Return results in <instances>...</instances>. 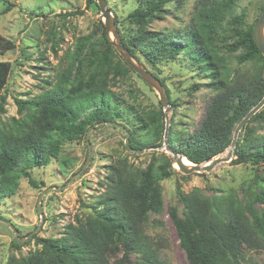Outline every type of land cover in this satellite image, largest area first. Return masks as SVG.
I'll return each instance as SVG.
<instances>
[{
  "label": "rangeland",
  "instance_id": "rangeland-1",
  "mask_svg": "<svg viewBox=\"0 0 264 264\" xmlns=\"http://www.w3.org/2000/svg\"><path fill=\"white\" fill-rule=\"evenodd\" d=\"M105 2L123 41L145 31L167 33L184 28L193 18L196 0H171L164 6L165 13L139 25L132 24L127 17L138 8L141 0ZM263 8L264 0H236L231 12L221 20L213 42L216 62L222 73L219 85H214V81L200 71L201 67L192 65L185 55L161 59L154 64L139 51L132 55L140 66L165 86L167 100L172 107L167 118L172 121L174 131L195 129L206 105L223 85L231 86L235 80L255 75L264 80L260 58L239 61L245 54V47L243 37L237 31L253 28ZM77 11L81 13L74 14ZM240 16L243 22L235 23ZM103 32L106 34L104 19L95 0H0V36L14 45L0 55V61L10 65L6 84L0 89V132L12 130L16 122L27 121L34 109L30 103L55 87L60 72L71 69L73 77L81 62V76L86 80L93 69L91 59L94 54L98 55L106 48ZM85 36H89V44L79 56L76 50L78 40ZM108 36L113 40L111 33ZM112 48L113 53L107 54L105 68L98 77L106 74L105 90L117 98L118 115L110 121L87 126L86 133L91 130L88 135L89 158L85 133L65 142L58 156L50 158L45 166L32 167L30 158L21 161L16 171L26 170L42 185L32 187L20 173L14 194L0 199V264H11L13 258L25 257L40 249L35 238H58L65 225L74 222L76 217L91 214V209L82 207L81 203L90 205L98 200L112 176L110 169L118 159H127L139 168L151 165L154 171L165 163L166 158L172 161V156L161 147H139L135 151L126 148L125 132L128 142L134 130L133 138L144 134L139 129L138 118L160 110L165 116V109L156 90L149 87ZM118 63L125 68V75L113 71ZM214 67L217 69L215 64ZM92 109L91 106L83 110L76 122ZM258 113L262 116L264 107ZM247 128L255 135L264 134V117L251 120ZM227 150L218 157L226 156ZM172 168L175 171L171 176L159 182L162 210L159 214L150 215L143 227V236L162 264H189L168 215V208L174 206L179 217L186 219L177 188L184 193L198 188L208 198L235 192L245 203L252 190L264 188V164L233 165L230 161L218 164L210 172L189 175L179 172L174 164ZM42 193L41 218L37 207ZM8 225L18 231L19 240L32 232L34 234L15 244V234ZM244 256L243 261L247 264H264V250L248 251Z\"/></svg>",
  "mask_w": 264,
  "mask_h": 264
},
{
  "label": "trees",
  "instance_id": "trees-1",
  "mask_svg": "<svg viewBox=\"0 0 264 264\" xmlns=\"http://www.w3.org/2000/svg\"><path fill=\"white\" fill-rule=\"evenodd\" d=\"M170 1L141 0L127 19L136 25L147 23L165 13L164 6ZM235 3L236 0H196L193 18L184 28L167 33L145 31L121 42L131 55L139 51L152 64L185 55L192 65L201 67L200 71L214 85H219L222 73L216 62L214 36ZM237 19L235 23L243 22L241 16ZM252 29L237 30L245 47L239 61L260 58L264 67ZM103 41L106 48L94 54L93 69L86 80L81 76V62L73 77L71 69L60 72L55 87L30 103L34 109L28 120L16 122L12 130L0 132V199L14 194L20 173L32 187L42 185L26 170L16 171L23 159L30 158L32 167L45 166L50 158L58 156L65 142L83 136L88 125L110 121L118 115L117 98L105 90L106 74L98 77L105 68L107 54L113 53L105 32ZM88 44L89 36L79 38L76 47L79 56ZM13 47L11 41L0 36V55ZM122 67L118 63L113 71L125 75ZM9 73V63L0 61V89L5 86ZM263 97L264 80L260 75L235 80L231 86L223 85L210 99L199 125L192 131L176 132L169 121L170 148L193 164H202L220 155L230 146L237 124ZM91 106L93 109L87 116L76 122L78 115ZM259 117L264 114L257 112L239 132L231 160L233 165L264 164V134L247 131L248 123ZM138 121L144 134L133 138L136 130L132 132L130 149L162 147L165 132L162 110L150 112ZM110 170L112 176L98 200L90 205L81 203L82 207L91 209V214L76 217L63 227L58 238H35L40 249L25 257L13 258L11 264H162L146 243L143 227L152 213L159 214L162 210L159 182L175 171L171 159L166 158L155 171L151 165L139 168L127 159H118ZM176 193L186 211V219L179 217L174 206L168 208V215L189 264H247L243 261L245 253L264 250V188L252 190L245 203L235 192L212 198L198 188L189 193L177 188Z\"/></svg>",
  "mask_w": 264,
  "mask_h": 264
},
{
  "label": "water",
  "instance_id": "water-1",
  "mask_svg": "<svg viewBox=\"0 0 264 264\" xmlns=\"http://www.w3.org/2000/svg\"><path fill=\"white\" fill-rule=\"evenodd\" d=\"M98 8L100 10V13L102 15V18L104 19V27L106 31V35L108 36L109 33L113 35V40L109 39V43L111 46H113L116 50V52L119 54V56L123 59V61L151 88L156 90V92L159 95V100L161 105L165 109V132L163 137V145L162 149H164L167 153H169L172 156V164H174L176 169L181 172L184 175H189L192 173H200V172H210L212 171L218 164L224 163V162H230L233 157V150L235 148L236 140L238 138L239 132L242 130L243 126L251 119L252 116H254L262 107H264V97L254 106L252 107L247 114L244 116V118L237 124L233 131L232 141L230 146L228 147L227 154L224 157H214L212 159H209L205 161L202 164H191V166H187L184 162V157L177 154L175 151H173L167 140V132L170 125L169 119L167 118V113L172 109L170 106L167 96H166V90L165 87L158 81L154 76H152L149 72H147L142 66H140L134 59V57L129 53V51L123 46L121 39L119 37L116 24L114 21V18L110 12L109 9H107V4L105 0H95ZM252 37L253 41L257 47V49L260 51L261 55L264 58V8L262 10V13L260 15V18L256 21V23L253 26L252 29ZM109 38V36H108ZM104 123V122H101ZM111 125H116L114 123H108ZM97 125V124H96ZM91 130L87 131L86 133V143L89 150V156L90 157V142L88 139L89 132ZM126 138H125V146L128 150L133 151L130 149L128 145V134L125 132ZM224 153V152H223ZM222 154V153H221ZM186 160V159H185ZM44 193V192H43ZM43 193L38 198V213L40 214L42 218V209L40 205V201L42 198ZM11 230L15 234L14 242L15 244L20 243L21 241L25 239H29L34 232L30 233L27 237L18 239V231L11 225H8Z\"/></svg>",
  "mask_w": 264,
  "mask_h": 264
},
{
  "label": "bare ground",
  "instance_id": "bare-ground-1",
  "mask_svg": "<svg viewBox=\"0 0 264 264\" xmlns=\"http://www.w3.org/2000/svg\"><path fill=\"white\" fill-rule=\"evenodd\" d=\"M184 162H185V164L187 165V166H191V164L187 161V160H185L184 159ZM175 166V165H174ZM176 168V167H175Z\"/></svg>",
  "mask_w": 264,
  "mask_h": 264
}]
</instances>
